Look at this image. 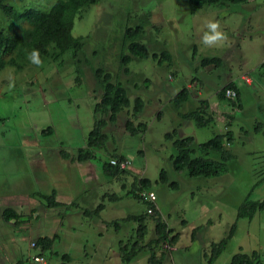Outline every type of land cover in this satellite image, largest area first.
I'll return each mask as SVG.
<instances>
[{"label":"rangeland","instance_id":"1","mask_svg":"<svg viewBox=\"0 0 264 264\" xmlns=\"http://www.w3.org/2000/svg\"><path fill=\"white\" fill-rule=\"evenodd\" d=\"M53 1L5 0L19 13L46 11ZM229 7H202L190 14L186 0H96L73 19L70 33L84 41L75 58L50 51L39 56L37 66L29 55L10 53L14 64L0 70V264H32L27 245L41 237L51 240L46 264H147V249L128 261L121 254L135 247L138 225L126 217L145 212L146 202L129 192L141 178L155 195L157 214L176 234L167 249L165 241L152 245L161 250L163 264H227L234 254L253 250L258 253L253 264H264V209L251 218L237 217L246 197L264 199V0L226 12ZM213 19L226 39L206 46L205 24ZM135 25L140 26L135 39L148 56L131 58L124 73L119 63L127 52L123 34ZM22 27L0 10L5 33L19 34ZM163 50L170 59L157 62ZM204 57L218 62L202 65ZM95 69L121 81L129 100V107L104 127L103 149L85 147L100 94ZM229 81L239 90L238 102L217 100L215 91ZM184 86L191 95L175 105L172 97ZM135 97L143 106L133 123L146 127L131 135L123 121ZM200 99L213 114L204 126L181 116ZM172 130L173 138L191 136L195 144L229 130L226 147L232 157L225 171L212 177L175 171L171 140L165 138ZM80 148L86 151L79 153ZM116 156L129 166L106 174L104 164ZM50 194L58 204L47 205ZM7 209L17 214L15 222L3 219ZM154 216L145 217L143 243L154 237Z\"/></svg>","mask_w":264,"mask_h":264},{"label":"trees","instance_id":"2","mask_svg":"<svg viewBox=\"0 0 264 264\" xmlns=\"http://www.w3.org/2000/svg\"><path fill=\"white\" fill-rule=\"evenodd\" d=\"M248 1L250 0H186V8L188 13L194 14L202 7L229 5L230 7L226 12H230L237 9V5ZM95 2L96 0H54L52 5L46 11L27 8L19 13L16 12L10 4L6 3L5 0H0V10H2L13 22L23 24L21 32L15 35L7 34L0 29V70L8 64H14V58L9 56L13 51H15L17 55L23 57L29 55L34 49L38 50L39 56L42 57L49 55L50 51L52 54L54 52H68L72 58H75L77 52L81 53L84 41L81 37L71 35L70 30L73 19L78 17L83 6L94 4ZM131 28L132 29L130 30L126 29L123 34L122 47L127 52L122 54L119 58V63L122 65V72L124 73H128L126 65L131 58H143L148 56L145 45L135 39L137 38L140 26L135 25ZM6 56L8 57L5 58ZM169 57V53L163 50L161 51V56L157 59V62H161L162 59L169 60ZM214 61L218 62L217 58L204 57L201 59L200 64L207 65ZM93 72L96 83L100 89V94L98 100L93 106V124L91 130L86 136L85 147L88 149H103L104 143L107 140V134L104 132V127L108 123H114L118 113L129 107V100L125 86L115 76L107 72L104 73L100 69H95ZM249 83L251 82H248V84ZM263 85L264 81L262 83V86ZM227 89H231L234 92V95H226L225 91ZM190 95L191 93L188 86H184L174 94L172 101L175 105H178L186 101ZM215 95L218 101L223 100L232 103L238 102L239 100V90L233 81H229L224 86L217 89ZM142 106L143 101L139 97H135L131 107L132 112L130 113V116L125 117L123 121V127L128 134L133 135L135 133L144 132L146 127L145 123L140 121L135 124L133 123V119H136ZM207 108V101L205 99H200L192 110L181 114V116L186 120H193L197 126H204L212 120L213 116L211 111L210 113L208 112ZM173 135L174 130L166 133L165 138L171 140V145L174 150V153L171 156V165L175 171L179 172L185 169L189 176L204 177L216 176L225 171V162L232 157L230 151L226 147L231 140V133L229 130H226L223 134H215L205 142L198 144L193 142L191 136L173 138ZM82 149L86 151L85 148ZM82 149H78V152H82ZM210 155H215L216 158H212ZM82 157L83 154L81 155V159ZM116 157L117 158L115 159L117 160H126L123 156ZM110 159L111 158H109V160ZM109 160L103 166V171L106 174L122 173L129 166L128 160H126L128 166L124 169L119 168L117 165L110 164ZM161 176L162 172L160 173V178ZM147 186V180L141 178L133 181L132 188L129 192L133 197L141 199L138 196V192L149 190L147 189ZM45 197L46 196H44V198ZM46 199L49 200L47 201V205L58 204L52 199L51 194L47 196ZM148 205H150V203L146 202V207ZM261 209H264V199L249 200L246 197L238 207L237 217L251 218L257 210ZM152 214L155 215L153 217L154 237L143 243V237L147 231V223H144L145 217ZM16 216L17 214L12 209H7L6 211L3 210L2 217L5 220L12 219L15 222ZM126 218L137 220L138 225L135 228V240L132 241V246L135 247H133L132 250L129 249L128 252H125L126 249L121 250L122 258L125 261H128L137 254V252L144 248L148 250L147 264H163L161 250L155 251V248L152 245L157 246L159 243L165 241L167 247L164 249H167L169 247L168 245H170L176 238V234L171 235L170 228H168L164 221L159 217L156 209H154L151 214L144 212V214L127 216ZM232 230L233 225H231L227 237L231 235ZM31 241L35 242L39 252L45 256L44 252L49 248L51 240L47 237H41ZM223 244L224 240L220 241L217 247L213 249L211 256H213ZM27 247L29 248V245H27ZM257 259L258 253L253 250L250 254H234L227 264H253Z\"/></svg>","mask_w":264,"mask_h":264},{"label":"built area","instance_id":"3","mask_svg":"<svg viewBox=\"0 0 264 264\" xmlns=\"http://www.w3.org/2000/svg\"><path fill=\"white\" fill-rule=\"evenodd\" d=\"M225 93H226V95H231V96L234 95V92L231 89H227L225 91ZM109 163L112 165H117L119 168H126L128 166L127 165L128 162L126 160H117V159L111 158L109 160ZM138 196L143 201L150 203V205H148L145 208V212L147 214H151L153 212V210L155 209V204H154L155 195H154V193L150 190H143V191L138 192ZM28 245H29V248L34 250L32 254L28 255L30 262H32L33 264H45L46 263L45 256L39 252V249L36 247L35 242L30 241Z\"/></svg>","mask_w":264,"mask_h":264},{"label":"clouds","instance_id":"4","mask_svg":"<svg viewBox=\"0 0 264 264\" xmlns=\"http://www.w3.org/2000/svg\"><path fill=\"white\" fill-rule=\"evenodd\" d=\"M205 27L207 28V31L204 32L202 37V43L204 45H218L226 39V34L222 31L221 25L218 21L214 19L209 20L206 22ZM29 60L37 66L42 64V61L39 58V51L35 49L29 54Z\"/></svg>","mask_w":264,"mask_h":264},{"label":"crops","instance_id":"5","mask_svg":"<svg viewBox=\"0 0 264 264\" xmlns=\"http://www.w3.org/2000/svg\"><path fill=\"white\" fill-rule=\"evenodd\" d=\"M232 11H235V10H232ZM232 11H230V12H232ZM20 146V144H17V147H19ZM26 147H32V146H30V145H28V146H26ZM24 149V148H23ZM0 154H2V150H0ZM3 155V154H2ZM0 156V160H4V157L3 156ZM16 156H17V158H18V156H19V151H17L16 152ZM4 169H2V171H3ZM3 262V261H2ZM10 264H22L21 263V261L20 260H12V261H10L9 262Z\"/></svg>","mask_w":264,"mask_h":264}]
</instances>
